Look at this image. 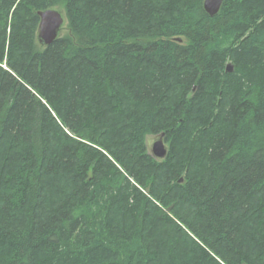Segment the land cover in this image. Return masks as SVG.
<instances>
[{"label":"trees","instance_id":"16d2710c","mask_svg":"<svg viewBox=\"0 0 264 264\" xmlns=\"http://www.w3.org/2000/svg\"><path fill=\"white\" fill-rule=\"evenodd\" d=\"M204 1L0 0V264H264V0Z\"/></svg>","mask_w":264,"mask_h":264},{"label":"water","instance_id":"95a60500","mask_svg":"<svg viewBox=\"0 0 264 264\" xmlns=\"http://www.w3.org/2000/svg\"><path fill=\"white\" fill-rule=\"evenodd\" d=\"M224 0H205L204 9L211 16L217 15L221 9ZM40 24L38 29V40L41 45H51L60 35L66 20L64 15L58 9H49L38 13ZM234 71V65L228 64L227 73ZM164 134L159 135L151 147V155L158 160H164L167 157L168 149L164 142Z\"/></svg>","mask_w":264,"mask_h":264},{"label":"bare ground","instance_id":"6f19581e","mask_svg":"<svg viewBox=\"0 0 264 264\" xmlns=\"http://www.w3.org/2000/svg\"><path fill=\"white\" fill-rule=\"evenodd\" d=\"M160 49V48H159ZM70 50V49H69ZM68 51V50H67ZM103 55H105V54H103ZM71 58V57H70ZM124 91V90H123ZM122 91V92H123ZM129 91V90H128ZM183 91V90H182ZM182 91H180V92H182ZM180 94V93H179ZM182 94V93H181ZM132 95V94H131ZM92 97V96H91ZM97 97V96H96ZM126 98V97H125ZM86 99V98H85ZM97 99V98H96ZM133 99V98H132ZM176 99H177V97H176ZM180 99V98H179ZM116 102H117V100H116ZM119 102V101H118ZM129 102H131V101H129ZM86 104V103H85ZM125 104V103H124ZM84 106H86V105H84ZM141 107V106H140ZM98 108H99V106H98ZM106 108V107H105ZM139 108V107H138ZM137 108V109H138ZM93 109V108H92ZM101 109H102V106H101ZM78 111V110H77ZM113 111V110H112ZM131 111V110H130ZM129 111V112H130ZM186 111V110H185ZM93 112V111H92ZM184 112V111H183ZM109 115V114H108ZM120 115V114H119ZM58 116V115H57ZM56 116V117H57ZM117 119V118H116ZM1 121V120H0ZM115 121V120H114ZM115 123V122H114ZM195 126V125H194ZM125 128V127H124ZM145 129H146V127H145ZM88 132V131H87ZM173 133V132H172ZM89 135V134H88ZM187 135H188V133H187ZM99 137V136H98ZM111 137V136H110ZM188 137V136H187ZM69 141H71L72 142V140H69ZM63 143V142H62ZM82 145V144H81ZM180 146V145H179ZM77 147V146H76ZM86 149V148H85ZM103 149V148H102ZM36 155V154H35ZM37 159V158H36ZM91 165V164H90ZM144 169V168H143ZM147 169V168H146ZM145 169V170H146ZM150 172H152V171H150ZM147 173V172H146ZM149 175V174H148ZM23 176V175H22ZM25 179V178H24ZM100 179V178H99ZM106 185V184H105ZM110 187V186H109ZM109 190V189H108ZM100 192V191H99ZM66 196V195H65ZM71 196V195H70ZM137 196V195H136ZM60 197V196H59ZM86 197V196H85ZM15 198V197H14ZM21 198V197H20ZM64 198V197H63ZM52 199V198H51ZM78 199H79V197H78ZM102 199V198H101ZM49 201V200H48ZM50 201H52V200H50ZM56 202V201H55ZM126 202V201H125ZM59 203V202H58ZM88 203V202H87ZM97 204V203H96ZM105 204V203H104ZM133 204V203H132ZM103 205V204H102ZM52 207V206H51ZM57 207V206H56ZM53 208H55L54 206H53ZM75 208V207H74ZM56 209V208H55ZM71 209H73V208H71ZM57 210H58V208H57ZM48 211V210H47ZM76 211V210H75ZM74 211V212H75ZM119 211V210H118ZM46 214V213H45ZM49 214V213H48ZM112 217V216H111ZM114 217V216H113ZM71 218V217H70ZM74 218V217H73ZM110 219V218H109ZM96 223H98V222H96ZM118 223V222H117ZM116 223V224H117ZM85 224V223H84ZM95 225V224H94ZM127 227V226H126ZM94 230V229H93ZM95 231V230H94ZM96 237V236H95ZM97 238V237H96Z\"/></svg>","mask_w":264,"mask_h":264},{"label":"rangeland","instance_id":"374dc122","mask_svg":"<svg viewBox=\"0 0 264 264\" xmlns=\"http://www.w3.org/2000/svg\"><path fill=\"white\" fill-rule=\"evenodd\" d=\"M66 27H67V24L65 25L64 28L66 29ZM65 29L62 32V34H65L66 33ZM155 138H156V136L155 137L154 136H150V137L147 138L149 151H151V147H152L153 143L155 142Z\"/></svg>","mask_w":264,"mask_h":264}]
</instances>
